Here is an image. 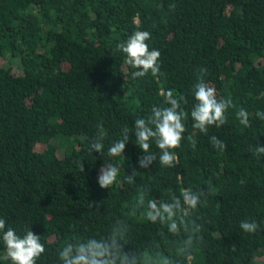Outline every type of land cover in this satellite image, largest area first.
<instances>
[{
  "label": "trees",
  "instance_id": "1",
  "mask_svg": "<svg viewBox=\"0 0 264 264\" xmlns=\"http://www.w3.org/2000/svg\"><path fill=\"white\" fill-rule=\"evenodd\" d=\"M135 31L150 32L149 50L161 54L155 77H133L118 50ZM201 76L234 105L227 123L208 135L193 129L190 117ZM167 89L189 113L176 166L157 158L140 168L144 153L134 133L124 156L108 157L122 129L134 131L137 118L163 105ZM241 107L249 128L236 118ZM258 112L264 113V0H0V219L19 235L32 229L41 237L45 253L37 264H63L65 246L75 254L91 240L114 246L116 264L124 257L126 264H189L178 252L186 233L150 222L146 206L137 204L142 189L146 201H166L189 188L211 189L189 217L200 229L190 264H264ZM100 124L107 132L103 156L91 151ZM212 135L225 151L214 148ZM151 151L159 153L154 143ZM108 163L119 174L103 189L98 180ZM241 221L259 227L245 233ZM0 264H12L2 239Z\"/></svg>",
  "mask_w": 264,
  "mask_h": 264
},
{
  "label": "clouds",
  "instance_id": "2",
  "mask_svg": "<svg viewBox=\"0 0 264 264\" xmlns=\"http://www.w3.org/2000/svg\"><path fill=\"white\" fill-rule=\"evenodd\" d=\"M174 9L175 5H171ZM151 38L148 31H135L128 39L118 44V50L125 54V63L131 69H134L132 75L135 78H142L149 73L155 77L160 73V52L156 49L149 50L146 43ZM206 72V69H201ZM162 106H153L150 115L145 118H137L134 122V131L124 127L121 132V138L110 144L107 148L108 157L124 156L126 145L131 135H135V143L142 149L144 155L139 158V167L149 168L157 158L161 166L173 168L176 166L178 157L175 154L180 147L182 140L185 139L186 126L184 121L188 119L189 113L185 112L182 105V97L174 95V90H162ZM193 96L195 103L191 109L190 117L193 121L192 127L199 133L208 135L209 129L223 127L227 123V111L234 107L231 98H218L215 87L210 86L203 76H201L194 85ZM259 119L264 120V113L256 114ZM236 118L239 123L249 128V113L243 107L236 112ZM107 132L103 125H98L96 138L91 143V151L98 152L102 156L105 154L104 140ZM193 149L196 148V139L194 135L187 136ZM211 144L218 151L226 150V144L215 135L209 137ZM159 149V153L151 151L152 144ZM257 156L264 154V146L257 144L255 147ZM80 170L84 172L82 164ZM99 176V185L103 189H109L117 181L119 169L114 163L105 164L101 168ZM136 173L128 175L129 181L134 180ZM146 190H141L137 204L140 207L146 206L147 219L152 223L166 224L170 233H178L183 230L186 233L185 239L181 242L178 252L185 258L189 264L193 259V247L198 241L197 233L199 226L195 219L189 218L190 214L197 210L203 202L211 195V189L207 191L201 189L193 191L185 189L180 197L172 196L169 200L155 199L145 200ZM259 225L255 222L241 221L240 228L245 233H255ZM0 239H2L7 258L12 264H37L41 255L45 253V246L41 242V237L37 236L32 229H26L23 235L11 228H6L4 219H0ZM59 257L63 264H116L119 258V252L114 251V246L109 247L103 243H97L95 240L88 244H81L73 254L71 245H67L59 252ZM127 258H123L122 264H126Z\"/></svg>",
  "mask_w": 264,
  "mask_h": 264
},
{
  "label": "rangeland",
  "instance_id": "3",
  "mask_svg": "<svg viewBox=\"0 0 264 264\" xmlns=\"http://www.w3.org/2000/svg\"><path fill=\"white\" fill-rule=\"evenodd\" d=\"M3 65L5 66L6 63H4ZM53 144H55L54 141H53ZM68 144L72 146V145H73V141L70 139V143H68ZM39 149H40V150H43L44 148H43V146H40Z\"/></svg>",
  "mask_w": 264,
  "mask_h": 264
}]
</instances>
